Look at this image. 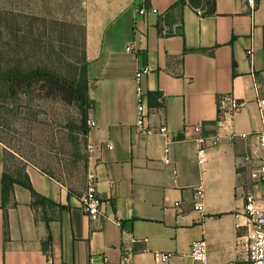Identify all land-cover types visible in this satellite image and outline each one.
I'll return each mask as SVG.
<instances>
[{
	"label": "crops",
	"instance_id": "obj_1",
	"mask_svg": "<svg viewBox=\"0 0 264 264\" xmlns=\"http://www.w3.org/2000/svg\"><path fill=\"white\" fill-rule=\"evenodd\" d=\"M177 1L82 0L87 93L94 101L89 119L96 123L87 140L102 144L89 151L100 213L82 212L81 194L35 167L25 170L33 189L55 205L34 208L30 192L15 185L4 207L0 143V264H162L154 252L171 254L165 264H195L190 248L201 239L208 264H248L244 193L264 202V186L249 177L263 123L264 0H254L253 8L244 0H214L211 14ZM138 88L145 104L148 92L162 94V107L149 109L147 121L164 124L167 137L138 131ZM224 96L243 105L229 129L218 130ZM198 121L203 135L222 134L219 143L207 142L202 164L191 129ZM198 184L201 211L193 208Z\"/></svg>",
	"mask_w": 264,
	"mask_h": 264
},
{
	"label": "rangeland",
	"instance_id": "obj_2",
	"mask_svg": "<svg viewBox=\"0 0 264 264\" xmlns=\"http://www.w3.org/2000/svg\"><path fill=\"white\" fill-rule=\"evenodd\" d=\"M205 8L202 1L196 10ZM82 62V0H0V69L45 68L70 80ZM59 88L40 81L27 94L12 95L0 84V143L9 174L21 177L35 167L60 188L82 194L88 140L77 105Z\"/></svg>",
	"mask_w": 264,
	"mask_h": 264
},
{
	"label": "built area",
	"instance_id": "obj_3",
	"mask_svg": "<svg viewBox=\"0 0 264 264\" xmlns=\"http://www.w3.org/2000/svg\"><path fill=\"white\" fill-rule=\"evenodd\" d=\"M244 2L253 8L254 0H244ZM141 13L145 12L144 8L139 9ZM264 50V48H263ZM126 51H130V46L126 47ZM253 48L250 47L246 50V54L250 56ZM149 69L145 68L136 72V80L142 73H148ZM259 114L262 119V127L255 133L256 147L258 150L257 163L250 168L249 177L251 184H262L264 186V99H260L259 102ZM243 105V102L232 96H224L218 103V116L217 127L218 130L229 129L232 114ZM147 106L145 104L144 96L140 93L138 88V105H137V123L136 127L138 131L144 135L160 134L167 137V128L164 124L158 126H151L147 121ZM96 123L92 119L87 120L88 128L95 127ZM192 131L196 134V157L198 164H202L206 161V152L208 149L207 142L210 141L213 144H217L221 141L222 134L218 131L215 135L205 136L202 134L200 121L191 126ZM229 135H235L229 132ZM240 137H246V133L237 134ZM102 144L97 143L95 145H88V150L91 148H100ZM110 148V145H106ZM169 148H164L163 161L166 164L170 163L168 158ZM245 162H250L251 157L245 156ZM204 196L203 188L200 184L196 185L192 191V198L194 200L193 208L196 211L203 210L201 199ZM101 205V199L96 188V176L92 172L87 173V183L84 192L80 197V208L85 214L95 217L100 213L99 207ZM243 214L247 220V235H246V260L248 264H264V202L261 203L257 200L256 195L248 190L244 193ZM116 225L121 226V222L116 220ZM154 258L165 264L170 258L171 254L166 252H154ZM190 258L195 264H208L207 261V245L206 242L201 239L194 242L190 248ZM103 261L106 259L103 257Z\"/></svg>",
	"mask_w": 264,
	"mask_h": 264
},
{
	"label": "trees",
	"instance_id": "obj_4",
	"mask_svg": "<svg viewBox=\"0 0 264 264\" xmlns=\"http://www.w3.org/2000/svg\"><path fill=\"white\" fill-rule=\"evenodd\" d=\"M146 5L148 0H144ZM204 1L206 8L202 14L214 13V0H178L174 5L182 7L187 5L191 9L196 10ZM85 57H84V26H83V62L80 65L79 74L77 77L72 79L63 78L53 71L45 68H32L28 70H21L19 67L14 66L8 69H0V84L7 87V91L10 94L15 95L16 93L27 94L32 86L40 81H46L52 86H60L67 99L77 105L80 111V123L79 130L87 136L89 128L87 126V120L89 119V113L94 107V101L88 96V83L85 73ZM53 88H47L48 92ZM58 89V88H56ZM49 96V95H48ZM162 94L158 91L148 92L146 95L147 109L152 110L154 108L162 107ZM2 202L5 207L13 196V188L15 185L21 186L28 190L31 195L30 205L37 207L38 205H55V203L40 194H38L32 187L28 174L23 171L21 177H15L8 173L6 170L5 160L3 157V173H2Z\"/></svg>",
	"mask_w": 264,
	"mask_h": 264
},
{
	"label": "water",
	"instance_id": "obj_5",
	"mask_svg": "<svg viewBox=\"0 0 264 264\" xmlns=\"http://www.w3.org/2000/svg\"><path fill=\"white\" fill-rule=\"evenodd\" d=\"M135 6L139 8V1L136 2Z\"/></svg>",
	"mask_w": 264,
	"mask_h": 264
}]
</instances>
